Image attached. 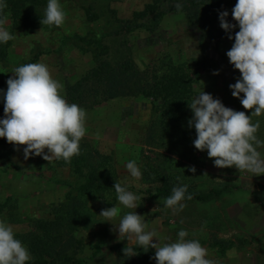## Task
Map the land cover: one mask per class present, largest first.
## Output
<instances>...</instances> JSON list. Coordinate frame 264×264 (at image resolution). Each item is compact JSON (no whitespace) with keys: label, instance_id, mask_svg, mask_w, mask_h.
Wrapping results in <instances>:
<instances>
[{"label":"rangeland","instance_id":"obj_1","mask_svg":"<svg viewBox=\"0 0 264 264\" xmlns=\"http://www.w3.org/2000/svg\"><path fill=\"white\" fill-rule=\"evenodd\" d=\"M152 1L59 0L65 17L62 25L41 24L32 33L15 30L9 15L6 16L4 26L13 39L8 41L6 59L0 62V82L13 76L12 71L18 66L43 63L63 85L62 95L69 103L68 88L93 67L91 54L85 52L86 45L78 42L79 37L107 46L104 58L113 66L128 62L133 69L128 81L120 87L123 90L120 95L100 101V96L97 100L89 97L79 104L87 114L86 135L80 141V154L70 163L61 166L59 161L49 162L42 157L35 160L32 156L25 160L26 145L19 146L20 151L13 144L0 148L9 152V161L0 164V221L11 224L16 238L23 243L26 234L38 232V221L54 220L60 209L71 211L73 205H78L82 219L75 223L73 218L76 230L69 231L68 226L64 230L65 244L69 243L70 252L77 259L83 264H143L136 255L129 256L123 251L136 245L125 237L119 239L114 226L99 215L102 209L115 205L121 208V216L136 211L143 216L146 230L156 229L162 238L174 241L179 230H186L187 239L199 240L214 264H264V175L252 177L235 167H215L214 158L193 145L196 132L188 127L193 115L189 107L184 121L166 131L160 126L152 102L135 98L132 92L136 90L134 82L144 84L168 64L184 63L194 79L191 100L198 90H204L226 107L250 116L253 110L243 108L229 88L241 76L226 55L234 41L223 38L209 41L206 58L202 59L199 26L189 23L187 14L180 11L183 0H159V10L166 14L152 30L149 20L143 21L148 28L127 30L125 21ZM44 2L43 15L48 0ZM236 2L217 0L219 12L229 11L230 23H236L231 15ZM89 7L98 19L88 20ZM215 26L222 30L219 18ZM216 70L218 75L213 74ZM257 120L260 121L257 136L264 140V115L252 117L253 123ZM258 150L264 155V147ZM128 161H135L140 167V180L126 177L122 165ZM102 165L114 173L118 183L127 185L129 191L140 197L135 210L120 205L117 194L112 192L82 196L76 191V185L83 181L76 168L85 175L91 169L102 171ZM190 166L197 171L190 172ZM160 177L202 192L223 185L229 188L218 199L206 203L182 202L183 210L173 212L164 207L165 198L152 196L160 186ZM215 243L224 246L225 252L213 247ZM146 249L155 256V249Z\"/></svg>","mask_w":264,"mask_h":264},{"label":"clouds","instance_id":"obj_2","mask_svg":"<svg viewBox=\"0 0 264 264\" xmlns=\"http://www.w3.org/2000/svg\"><path fill=\"white\" fill-rule=\"evenodd\" d=\"M6 0H0V10ZM179 7V5H178ZM236 23L228 21L229 11L218 13L220 27L227 38L234 40L227 51L230 64L238 69L241 76L229 85L233 97L239 98L243 108L253 110L251 115L226 107L220 99L213 98L204 90L188 103L193 115L188 127L194 128V147L207 151L214 158L215 167L223 169L235 167L253 176L264 175V155L258 150L264 147V140L257 136L260 121L252 122V117L264 115V0H237L231 10ZM64 12L59 0H48L42 25L60 26L64 22ZM5 21L0 19V44L13 39ZM239 31L232 35L234 29ZM14 74L7 79V89H0V102L4 103V117L0 118V138L23 148L24 159L30 156L42 157L46 161L63 160L70 163L80 154V141L86 135V111L75 103H68L62 95L63 85L54 79L43 63H29L13 69ZM218 75L219 71L213 73ZM243 93V97H241ZM47 149V152H45ZM126 177L134 181L142 178L140 167L135 161L122 165ZM195 173L194 166L188 169ZM179 179V178H178ZM119 204L127 209H136L137 195L127 189V185L114 184ZM186 184L173 187L172 194L165 198L164 207L173 212L182 211L185 199H191ZM121 208L113 205L102 209L100 216L111 223L113 231H118L119 239L142 248L155 249V264H214L208 259L207 249L199 240L187 239L189 233L181 229L177 238L171 241L160 237L156 229L146 230L143 216L136 211L120 215ZM119 220L118 223L113 221ZM154 240L156 242H154ZM167 241V242H165ZM129 256L136 255L134 248L123 249ZM31 254L11 224L0 221V264H29Z\"/></svg>","mask_w":264,"mask_h":264},{"label":"trees","instance_id":"obj_3","mask_svg":"<svg viewBox=\"0 0 264 264\" xmlns=\"http://www.w3.org/2000/svg\"><path fill=\"white\" fill-rule=\"evenodd\" d=\"M87 1V0H85ZM159 0H153L151 4L146 5L143 10L133 12L132 19L126 20L127 30L132 31L139 28H148L143 21L149 20L152 30L160 23L165 16V12L159 10ZM181 12L187 14L189 23H197L199 26V53L202 59L207 55V44L218 38L227 39L224 29L215 26L218 20L219 8L217 0H183ZM44 0H6V6L0 10V19H5L9 15L12 27L24 29L32 33L44 18L42 9L45 6ZM88 20L98 19V15L92 12V8L86 9ZM121 22L118 20V23ZM197 26V27H198ZM239 31V28L233 30L232 35ZM234 41V40H231ZM78 42L85 44V52H89L92 57L93 67L79 81L68 88L67 98L69 103L77 105L84 103L85 98L94 97L95 100L100 96V100H109L121 93L123 87L131 75L132 67L128 62L120 63L113 66L106 58L108 47L98 40H87L79 37ZM6 44H0V62L6 59ZM37 58V57H36ZM35 58V59H36ZM128 83V82H127ZM136 90L132 91L135 98L150 100L158 115L160 126L169 131L177 124L182 123L185 118L188 103L190 104L193 94L194 79L190 77L185 64L170 63L158 75H153L150 80L144 84L136 83ZM0 89H7L6 82H0ZM99 91L100 94H99ZM4 117V103L0 102V118ZM6 138H0V148L11 146ZM37 160L38 156H32ZM9 161V152L0 149V164L6 165ZM74 163V162H73ZM66 163L59 160V165L64 166ZM103 166V165H102ZM76 173L82 176L83 181L76 185V191L82 196L90 194H103L106 192L116 193L114 189L115 175L113 172L103 166V170L98 171L91 169L83 175L79 168ZM172 179V178H171ZM159 187L155 189L153 197L167 198L172 194L173 187L178 184L170 179L160 177L158 179ZM229 186L223 185L217 189H211L207 192L198 191L195 188L188 187L186 196L191 194L192 198L185 199L182 202H201L206 203L220 198L228 191ZM150 194V192H147ZM73 211V212H71ZM71 211L60 209L55 213V219L51 221H38V232L26 234L23 243L31 254L29 264H83V261L76 258L70 252V245L64 240V230L68 226L69 231H75L76 225L82 218L79 214V206L73 205ZM220 253L225 252V247L220 243H215ZM137 258L143 264H155L153 253L148 249L139 246L133 247Z\"/></svg>","mask_w":264,"mask_h":264}]
</instances>
